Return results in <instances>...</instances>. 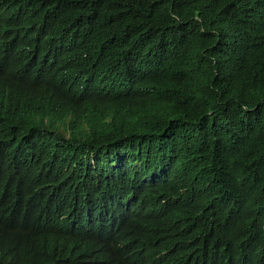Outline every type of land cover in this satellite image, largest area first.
I'll list each match as a JSON object with an SVG mask.
<instances>
[{
    "label": "trees",
    "instance_id": "trees-1",
    "mask_svg": "<svg viewBox=\"0 0 264 264\" xmlns=\"http://www.w3.org/2000/svg\"><path fill=\"white\" fill-rule=\"evenodd\" d=\"M263 6L0 0V264H264Z\"/></svg>",
    "mask_w": 264,
    "mask_h": 264
},
{
    "label": "clouds",
    "instance_id": "clouds-1",
    "mask_svg": "<svg viewBox=\"0 0 264 264\" xmlns=\"http://www.w3.org/2000/svg\"><path fill=\"white\" fill-rule=\"evenodd\" d=\"M133 232H137L136 225L133 222H129V236H131V234ZM98 238H95V239H93V237L90 238V240H91V243H90V252L81 261V264H97V261L103 255H110L111 257L115 258V256H113L108 250H106L104 247L101 246V244L99 243ZM233 257H231V258H233ZM49 259L50 260H53L54 258L49 257ZM42 260L43 259H41V261Z\"/></svg>",
    "mask_w": 264,
    "mask_h": 264
}]
</instances>
